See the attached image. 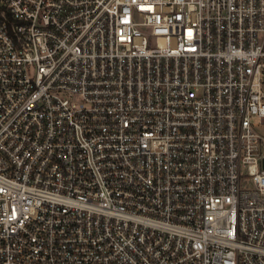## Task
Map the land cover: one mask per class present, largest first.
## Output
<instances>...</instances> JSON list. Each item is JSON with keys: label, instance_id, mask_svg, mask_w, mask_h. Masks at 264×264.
Returning a JSON list of instances; mask_svg holds the SVG:
<instances>
[{"label": "built area", "instance_id": "built-area-1", "mask_svg": "<svg viewBox=\"0 0 264 264\" xmlns=\"http://www.w3.org/2000/svg\"><path fill=\"white\" fill-rule=\"evenodd\" d=\"M0 264H264V0H0Z\"/></svg>", "mask_w": 264, "mask_h": 264}]
</instances>
